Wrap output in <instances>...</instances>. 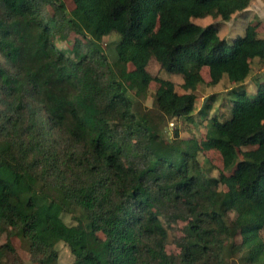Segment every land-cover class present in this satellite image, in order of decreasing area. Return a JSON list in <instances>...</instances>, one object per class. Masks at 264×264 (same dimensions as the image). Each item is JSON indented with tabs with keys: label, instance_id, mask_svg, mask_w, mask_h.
I'll return each instance as SVG.
<instances>
[{
	"label": "trees",
	"instance_id": "obj_1",
	"mask_svg": "<svg viewBox=\"0 0 264 264\" xmlns=\"http://www.w3.org/2000/svg\"><path fill=\"white\" fill-rule=\"evenodd\" d=\"M252 2L74 0L67 13L59 0H0V264L16 255L13 237L37 264H57L59 244L70 264H264V83L254 94L243 84L252 60L264 66V38L253 22L231 41L217 23L193 22H228ZM14 20L21 34H10ZM112 34L114 57L101 47ZM151 59L190 92L160 80L144 108ZM202 68L210 85H237L229 118H210L200 142H169L163 125L193 113ZM200 150L220 155L217 178Z\"/></svg>",
	"mask_w": 264,
	"mask_h": 264
},
{
	"label": "rangeland",
	"instance_id": "obj_2",
	"mask_svg": "<svg viewBox=\"0 0 264 264\" xmlns=\"http://www.w3.org/2000/svg\"><path fill=\"white\" fill-rule=\"evenodd\" d=\"M62 3L64 10L69 13L73 10L74 0H59ZM256 1V6L253 8V12H241L234 15L230 21L224 22L220 18L213 19L211 17H205L202 19H194L193 22L200 25L206 26L211 23H217L219 27V33L221 35L231 36L232 34L239 31L238 26L243 27L246 22H253L258 24L257 33L260 38H264V0H254ZM258 1V3H257ZM49 13H52L51 8H47ZM243 20V21H242ZM10 34L16 35L23 32L22 24L17 21H11L8 24ZM72 35L69 37V46L73 41ZM119 41V37L112 34L106 36L101 41L102 50L109 56L114 57L115 51L114 46ZM69 47V48H70ZM133 65L128 64V69H132ZM147 71L151 76L149 87L145 98L141 100L144 108H152L153 95L159 87L160 80H169L175 85V89L178 93H188L190 91H184L181 88L183 84V77L181 74H170L165 72L161 66L157 63L155 59H151L147 65ZM201 82L197 85L195 94L198 96V100L195 103V109L193 113L187 118H174L169 120L163 125V134L167 140H188L197 139L199 142L203 139L206 132V124L210 118L217 115L221 121L228 119L230 115V90L237 86L231 84L226 77L216 85H210V78L208 75L207 68H202L200 71ZM262 81L264 83V66L260 64L257 59L252 60L251 71L244 81V87H247L250 94L257 93V81ZM177 130L178 138H175L174 131ZM254 147L241 148L239 150V158L242 157L241 153L252 149ZM198 162L202 171L206 177L217 178L219 174L223 171L222 159L220 155L214 150H200L197 155ZM220 190L225 191V186H220ZM230 217L233 219L235 213L231 212ZM63 220L68 223H75L76 221L71 219L70 216H63ZM182 222H176L168 230V242L166 246V251L168 254H177L178 249L176 247V240L182 234ZM260 238L264 243V228L259 233ZM102 238V235H98ZM7 240L6 234L0 235V246H2ZM233 242H239V238L233 239ZM11 243L15 249V256H11L5 264H37L32 257L29 244L23 240L21 237H13ZM58 259L57 264H70L72 262V256L69 249L63 245H58ZM225 264H242L239 260V256L226 258Z\"/></svg>",
	"mask_w": 264,
	"mask_h": 264
},
{
	"label": "crops",
	"instance_id": "obj_3",
	"mask_svg": "<svg viewBox=\"0 0 264 264\" xmlns=\"http://www.w3.org/2000/svg\"><path fill=\"white\" fill-rule=\"evenodd\" d=\"M257 3H258V1H257ZM254 6H256V1L254 2V0H253V2H252V4L250 5V7L248 8V9H246L245 11H243L244 13L245 12H253V7ZM235 17V16H234ZM243 21V20H242ZM250 21V20H249ZM246 22L245 24H244V26L243 27H239L238 26V29H239V31L238 32H236V33H234V34H232L231 36H228V35H221L220 33H219V36L221 37V38H224V39H226L227 41H231L232 39H234L236 36H241V35H243V33H244V30H245V27H246V25L248 24V23H250V22ZM246 90H247V92L250 94V91H248V89H247V87H246Z\"/></svg>",
	"mask_w": 264,
	"mask_h": 264
}]
</instances>
